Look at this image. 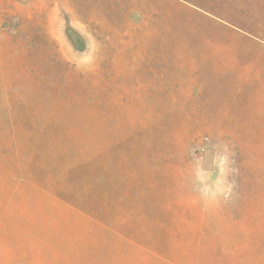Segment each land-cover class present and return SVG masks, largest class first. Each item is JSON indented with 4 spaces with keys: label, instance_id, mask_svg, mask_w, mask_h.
I'll use <instances>...</instances> for the list:
<instances>
[{
    "label": "rangeland",
    "instance_id": "obj_1",
    "mask_svg": "<svg viewBox=\"0 0 264 264\" xmlns=\"http://www.w3.org/2000/svg\"><path fill=\"white\" fill-rule=\"evenodd\" d=\"M185 14L0 0V264H264V48Z\"/></svg>",
    "mask_w": 264,
    "mask_h": 264
},
{
    "label": "trees",
    "instance_id": "obj_2",
    "mask_svg": "<svg viewBox=\"0 0 264 264\" xmlns=\"http://www.w3.org/2000/svg\"><path fill=\"white\" fill-rule=\"evenodd\" d=\"M179 10L184 9L188 17H201L209 27L221 33L232 34L248 43L260 45L264 48V41L257 33L251 31L246 23L236 21V18L225 11L220 0H165ZM235 18V19H234ZM256 35V36H255Z\"/></svg>",
    "mask_w": 264,
    "mask_h": 264
}]
</instances>
